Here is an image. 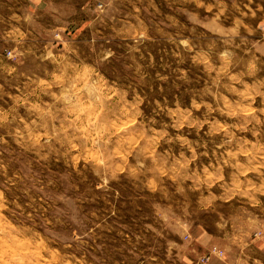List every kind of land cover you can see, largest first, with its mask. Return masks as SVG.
Returning <instances> with one entry per match:
<instances>
[{
    "label": "rangeland",
    "instance_id": "374dc122",
    "mask_svg": "<svg viewBox=\"0 0 264 264\" xmlns=\"http://www.w3.org/2000/svg\"><path fill=\"white\" fill-rule=\"evenodd\" d=\"M0 264H264V0H0Z\"/></svg>",
    "mask_w": 264,
    "mask_h": 264
}]
</instances>
